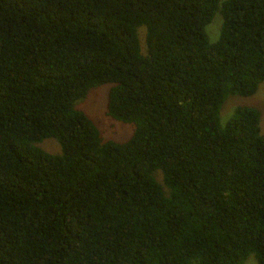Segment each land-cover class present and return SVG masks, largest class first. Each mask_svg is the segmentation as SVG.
<instances>
[{
  "label": "trees",
  "instance_id": "trees-1",
  "mask_svg": "<svg viewBox=\"0 0 264 264\" xmlns=\"http://www.w3.org/2000/svg\"><path fill=\"white\" fill-rule=\"evenodd\" d=\"M263 80L264 0H0V264H264Z\"/></svg>",
  "mask_w": 264,
  "mask_h": 264
},
{
  "label": "rangeland",
  "instance_id": "rangeland-1",
  "mask_svg": "<svg viewBox=\"0 0 264 264\" xmlns=\"http://www.w3.org/2000/svg\"><path fill=\"white\" fill-rule=\"evenodd\" d=\"M218 27L219 22L217 19L210 21L207 25H205L204 31L209 42H213L217 39ZM136 32L139 49L140 52L143 53L142 51L144 49V27H137ZM108 87L109 84L104 83L95 88L89 89L85 97L75 101L74 107L83 110V112L94 122L96 128L98 129L101 141L123 142L130 136L132 132V124L110 119L105 115L104 111L106 102V91ZM242 106L253 107L258 110L259 133L264 135V80L259 82L256 90L251 95L240 96L232 94L227 96L219 108V123L221 125L224 124V122L232 114L233 110L236 107ZM125 127L130 128L129 133L127 131V128ZM36 145L48 153L59 152V144L52 138H44L40 142L36 143ZM242 264H256L254 255L252 253L249 254Z\"/></svg>",
  "mask_w": 264,
  "mask_h": 264
}]
</instances>
